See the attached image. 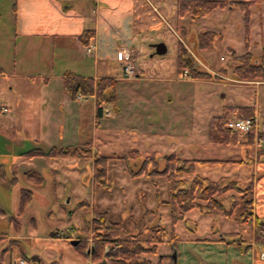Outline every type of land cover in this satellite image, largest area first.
<instances>
[{
  "label": "rangeland",
  "instance_id": "obj_1",
  "mask_svg": "<svg viewBox=\"0 0 264 264\" xmlns=\"http://www.w3.org/2000/svg\"><path fill=\"white\" fill-rule=\"evenodd\" d=\"M177 1L134 0L133 44L140 55L132 50L122 51L125 55L130 54L131 60L137 61L136 72L126 76V61H123L122 68L120 61H115L114 70L109 73L113 77L126 78L117 81L118 101L123 112L116 118L115 110L109 106L112 103H102L105 104L102 108L104 117L94 121L95 114L91 111L93 100L84 95L81 102L85 112H82L80 124L78 122L80 128L73 137L74 141L70 142L73 144L66 143L65 137L69 138L74 131L69 128L67 133L62 132L61 139L54 132L55 136L49 137V143L31 141L25 134L24 126L38 120L26 118V103L23 100L28 96L49 93L56 96L59 91L56 87L60 81L63 84L65 76L83 73L75 69L62 73L52 70V73L37 71L29 76L25 70L34 63V57H27L26 49H20V40L13 43L11 28L6 25L9 32L0 34V99L12 104L16 113L14 117H17L13 125L17 124V133L24 138V142L19 141L17 149L10 150L9 145L5 146L8 142L0 139L4 154L18 153L19 156L16 167L7 162H2L4 167L0 166V264H21L22 259L26 260V264H96L92 254H84L81 247L71 241L88 238L90 244L93 243L94 237L88 235L86 224L92 220L94 209L109 211L113 220H122L131 231L142 232L144 239L163 232L158 251L143 254L148 260L146 264H248L236 244L220 246L215 242L223 231L227 234L225 240L230 238L228 232L235 230L243 232L248 238L251 224L229 218L221 211L209 213L197 208L190 210L185 220L174 223L171 206L166 202L171 198L169 178L164 175L132 177L121 158L132 150H140L143 156L157 153L163 157L176 152L178 156L187 158H240L241 144L245 147L242 156L246 150L250 158L255 153L259 158L261 149H264V142L260 140L264 137V133L260 132L261 127L264 129V80L242 79L234 73V54L246 51L244 12L239 7L230 6L216 8L204 17L192 18L178 14ZM15 2L0 0V15L3 18L12 16V4ZM249 8L250 50L255 61L264 62V0H252ZM182 26L186 29L185 35L179 29ZM206 30H214L219 36L212 47L201 48L198 36ZM180 41L189 51L191 67L208 71L211 77L195 78L189 69L190 75H185L186 69L182 75L178 74L177 50ZM159 42L168 48L161 54L156 53L154 46ZM21 52L23 64H20ZM74 66L79 67L77 61ZM100 73L106 74L103 70ZM57 74L62 80H57ZM18 103L19 110H16ZM116 104L118 102L113 103ZM235 105L256 106L254 117L259 136L256 137V129L253 128L254 144L247 143L246 132H239L238 141L229 143L237 145V149L209 142L210 119L222 115L225 107ZM106 109L111 113H107ZM229 117L238 118L234 112ZM146 121L153 125L152 129L150 125L145 129ZM133 122L137 127H130ZM83 145H90L94 152L100 151L112 157L106 186L94 180L93 158L26 154L36 147L48 150ZM246 160L237 164L231 161L197 163L194 174L183 176L192 179L195 174H200L215 180L231 176L239 179L241 185L252 181L255 192V180L257 177L264 179V168L254 172V163ZM260 163L264 164V153ZM162 166L163 160L159 162V167ZM29 170L39 172L43 181L34 183L24 177L23 174ZM4 176L7 180L5 186L1 184ZM15 176L16 183L12 184ZM247 180L248 183H245ZM11 186L15 188L12 193L9 190ZM22 187L32 189L34 194L32 201L20 211ZM231 196L232 192L226 194L227 208L231 207ZM254 207L255 210L258 208L256 199ZM255 223L256 220L254 226ZM198 241L203 245L193 244ZM91 247L88 250L91 251Z\"/></svg>",
  "mask_w": 264,
  "mask_h": 264
},
{
  "label": "trees",
  "instance_id": "obj_2",
  "mask_svg": "<svg viewBox=\"0 0 264 264\" xmlns=\"http://www.w3.org/2000/svg\"><path fill=\"white\" fill-rule=\"evenodd\" d=\"M252 0H178L177 11L180 16L189 15L192 18H200L210 14L214 9L226 7H239L244 12V23L246 26V51L242 54H234L233 63L234 73L242 79H261L264 80V62L254 60V53L250 50L249 34ZM183 35L186 33L184 26L179 28ZM94 36L92 31H86L80 35V40L89 45ZM214 30H206L199 33L198 44L201 48L212 47L213 42L218 37ZM178 54V74L182 75L185 69L192 71L193 76L198 79L209 78L212 75L202 69L191 67L189 51L180 41ZM117 79L113 77H86L82 75H67L63 80L64 89L73 98L80 95H94L99 105V116H101L102 103H117L119 100ZM236 113L240 118L254 117L256 115L255 105H235L224 108L222 115L213 116L210 119L208 138L212 143L229 144L238 141V131H233L228 127L229 115ZM247 143L254 144V132H246ZM27 155H46L49 157L68 156L79 158H93L94 180L98 184L106 186L108 184L109 162L112 157L103 155L100 151H95L90 145L77 147L57 148L52 147L44 150L36 147L28 152ZM121 158L126 163V168L132 177L147 175H164L171 181L170 200L166 201L171 206L172 220L174 223L185 220L186 214L192 209H199L209 213L221 211L225 216L234 218L240 222H246L255 214V192L254 183L251 181L246 185L231 176H223L217 180L208 176L195 174L192 179L184 177V174L191 175L196 171L197 163H217V162H247L246 159H196L180 157L176 152L165 154L159 157L157 153L143 156L140 150L127 151ZM163 160V166L159 167V162ZM24 177L32 179L34 183L43 181L42 175L37 171L29 170ZM17 177L12 180L16 183ZM232 192V204L227 208L225 201L226 194ZM33 190L22 187L19 210L23 211L33 199ZM83 203H85L83 201ZM81 203V204H83ZM255 241L264 244V218L255 217ZM88 235L94 237L90 244L88 238L79 240L77 245L88 254V248L92 245V259L96 264H146L143 254L158 251V246L163 240V232L153 235L151 239H144L142 232L131 231L127 224L122 220H113L109 211L94 209L92 220L86 224ZM159 233V231H158ZM56 234V231H52ZM231 236L235 232H228ZM71 236H68V238ZM88 237V236H87ZM176 238V235H174ZM174 238V239H175ZM75 241L74 239L71 240ZM85 248V249H84Z\"/></svg>",
  "mask_w": 264,
  "mask_h": 264
},
{
  "label": "crops",
  "instance_id": "obj_3",
  "mask_svg": "<svg viewBox=\"0 0 264 264\" xmlns=\"http://www.w3.org/2000/svg\"><path fill=\"white\" fill-rule=\"evenodd\" d=\"M11 11V17L3 18L0 15V34L2 36V34L9 32L8 28H11L10 37L13 39V43L20 40V49L22 51L23 48L26 49L27 57H34V63L30 64L25 70V72L29 73V76L32 75L30 73L37 71H49L52 73V70H57L58 73H62L63 71L75 69L79 73H83L81 74L82 76L94 77L95 79L113 77L109 74L114 70L113 63L120 61L121 68L123 67L122 49L129 52L132 50L138 54L133 44V26L136 13L134 0H16L12 4ZM9 20L11 21L10 24H8ZM6 25L8 28H6ZM88 30L92 31L94 36L91 38L90 44L86 45L80 40L79 36ZM89 46H93L91 52L87 51ZM22 54L21 52L20 64H23ZM113 59L115 60L113 61ZM76 61L78 68L74 66ZM100 70H103L106 74H101ZM25 75L27 74L25 73ZM56 78H58L57 80H62L59 74H57ZM113 78H116L119 82L121 79H126L124 76L118 75ZM56 88L59 89L56 96L49 93L38 97L34 95L28 96L23 100L26 103V118L38 120L34 124L24 126L26 136L36 144L49 143V137L51 135L55 136L54 132L61 139L63 137L62 132L67 133V128L74 131L69 138L65 137L68 135L64 134L65 139L67 138L66 143L73 144L70 142L74 141L73 137H75L77 129L80 128L81 115L82 112H85L81 102L84 95L78 96L77 99L71 97L70 93L63 89L61 81ZM85 96L93 100L91 111L95 114L93 116L94 121H97L99 117L103 118V111L100 113L101 116H99V105L95 96ZM86 100L89 101V99ZM0 101V103L7 104L10 107L9 112H0V139L4 138L8 142L5 146L9 145L8 148L10 150H13V148L17 149L19 141L24 142V138L17 133V124L13 125V120L17 119V117H14L16 113L12 104L2 100V98ZM104 106L105 104L101 107L103 108ZM109 106H112V109L115 110L116 118L121 116L123 109L119 105V101L118 104H109ZM16 110H19V103ZM146 119H149V117H146ZM149 125L152 129L153 125L146 121L144 124L145 129ZM130 127L137 126L133 122ZM261 130L260 132L264 133L262 127ZM221 146L223 148L231 146L237 149V145L233 144ZM242 149L244 150L245 147L241 144L239 145L240 158L231 159H248L249 162L254 163L252 164L254 165V172L264 168V164L260 163V157L263 155L264 149H261L263 151L259 158L256 153L255 155L251 154L250 158V156H247L248 152L246 150L245 155L242 156ZM18 160V153L8 156L0 148V166L4 167L5 164L3 163V165L2 162H7L11 166L14 165L16 167ZM232 163L237 164V162ZM5 178L6 176H4L3 180L1 179V184L4 186L7 184ZM237 180L240 182L239 179ZM244 182L248 183V180ZM10 189L11 193L15 190L12 186ZM263 196L264 179H258L257 177V180H255V199L258 208L255 210L254 216L246 221V224L252 225L251 234L248 238L245 237L243 232L235 230L232 232H235L236 235H229L230 238L225 240L227 234L226 231H223L224 235L221 234L220 238H217L218 241L215 242V244L220 246L229 243L236 244L241 252V257L248 264H264V244L256 243L254 226L255 217L264 218ZM193 244L203 245V242L198 241Z\"/></svg>",
  "mask_w": 264,
  "mask_h": 264
},
{
  "label": "built area",
  "instance_id": "obj_4",
  "mask_svg": "<svg viewBox=\"0 0 264 264\" xmlns=\"http://www.w3.org/2000/svg\"><path fill=\"white\" fill-rule=\"evenodd\" d=\"M93 49V46H89L87 48L88 52H91ZM121 57L124 61H126L125 67H124V72L126 74V76L133 75V73L136 72V68H137V61L131 60V55H125L124 53H121ZM185 75H190L189 70H185ZM10 111V107L7 104L4 103H0V112L2 113H7ZM106 112L109 113L110 110L106 109ZM257 126V122H256V118L255 117H248V118H233L230 119L228 121V127L231 130L234 131H240V132H249L251 131L253 128L256 129ZM259 136V132L256 129V137L258 138ZM261 142H264V137H262ZM21 264H26V260H21Z\"/></svg>",
  "mask_w": 264,
  "mask_h": 264
},
{
  "label": "water",
  "instance_id": "obj_5",
  "mask_svg": "<svg viewBox=\"0 0 264 264\" xmlns=\"http://www.w3.org/2000/svg\"><path fill=\"white\" fill-rule=\"evenodd\" d=\"M154 46L156 47V53H158V54H161V53L167 51V49H168L167 46L163 42H159V43L155 44ZM78 242H79V240H75L72 243L77 244ZM176 259H177V257H176V255H174L175 263L177 261ZM99 264H103V263H99Z\"/></svg>",
  "mask_w": 264,
  "mask_h": 264
},
{
  "label": "flooded vegetation",
  "instance_id": "obj_6",
  "mask_svg": "<svg viewBox=\"0 0 264 264\" xmlns=\"http://www.w3.org/2000/svg\"><path fill=\"white\" fill-rule=\"evenodd\" d=\"M87 253H88V255H89V254H91V251L89 250Z\"/></svg>",
  "mask_w": 264,
  "mask_h": 264
}]
</instances>
